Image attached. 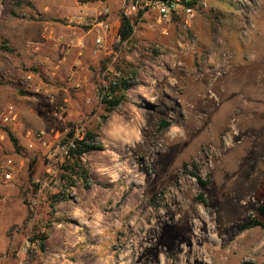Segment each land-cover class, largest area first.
Instances as JSON below:
<instances>
[{"label":"rangeland","instance_id":"obj_1","mask_svg":"<svg viewBox=\"0 0 264 264\" xmlns=\"http://www.w3.org/2000/svg\"><path fill=\"white\" fill-rule=\"evenodd\" d=\"M120 2L0 0V264H264V230H239L264 201V0H206L189 26L131 16L128 40L118 26L106 49L90 47L89 104L40 103L35 88L82 76L76 37L94 42L104 8L120 25ZM83 6L92 18L78 19ZM114 80L129 89L102 123L95 93ZM9 107L16 119L3 122ZM76 128L104 150L52 184L26 134L51 144ZM25 241L34 248L19 255Z\"/></svg>","mask_w":264,"mask_h":264},{"label":"built area","instance_id":"obj_2","mask_svg":"<svg viewBox=\"0 0 264 264\" xmlns=\"http://www.w3.org/2000/svg\"><path fill=\"white\" fill-rule=\"evenodd\" d=\"M192 4V5H190ZM206 6V0H121L119 6V15L121 18H131V16H138V13L146 15L148 13L155 14V21L157 25H168L173 19L181 20L186 26L195 16V12L201 11ZM141 17H139L140 19ZM82 19L81 16L78 17ZM73 19H69L68 23L71 24ZM92 26L97 30L98 34L93 42V55H97L103 47V38L101 34H108L113 29L110 21V12L108 8H104L99 11L94 18H92ZM120 39L119 34L116 36V41ZM31 79L30 76L27 77ZM116 81H112L114 86ZM109 86L98 88L95 93V99L101 101L104 95H108ZM88 103V102H86ZM59 111V109H57ZM58 113V112H57ZM57 113L54 114L57 117ZM16 116L13 112V108L9 107L6 110V114L3 116V122H14ZM71 136H65L60 141L48 144L44 140L43 132H28L27 137H31L40 148L46 150L47 167L45 173L52 184H56L58 178V172L56 166H62L67 162H71L69 152L75 148L76 142L81 141L84 135L82 128H76L70 130ZM69 131V132H70ZM68 132V133H69ZM32 144L29 145V148ZM5 179H9V174L4 175ZM34 204V202H33ZM31 248H34L33 244L29 241H25L19 255H25Z\"/></svg>","mask_w":264,"mask_h":264},{"label":"trees","instance_id":"obj_3","mask_svg":"<svg viewBox=\"0 0 264 264\" xmlns=\"http://www.w3.org/2000/svg\"><path fill=\"white\" fill-rule=\"evenodd\" d=\"M197 1V0H195ZM192 5V4H190ZM142 13H138V18L141 17ZM136 23V20H133L131 18H121L120 19V25L118 34L120 37V40L122 42L129 39L133 32L134 24ZM4 51H9V48H3ZM129 89L128 85L123 81H116L115 85L109 84V93L108 95H104L101 100V106L103 109V115L101 116V122L105 123V121L108 119L109 115L115 111L119 105L125 100V93ZM159 124L162 130H166L169 125L163 120L159 119ZM100 127H96L98 130ZM67 137L71 136V131L66 134ZM10 141L12 142V145L15 149H17V142L15 139H13L11 136H9ZM97 135L93 131H87L84 133L82 140L77 141L75 148L69 152L71 157V162H67L66 166H63L61 169V172L58 174L57 181L60 183L64 182V179H66V176H68L71 173L76 174H86L85 170L83 169V165L81 164L80 160L83 157L84 154L95 152V151H103V145L101 143H98L97 141ZM31 169H32V163L29 164L28 170L29 175L31 176ZM194 179L196 180L197 184L200 187H205L206 183L201 181L198 177L194 176ZM35 188L38 189L37 186ZM201 199V195H199V200ZM256 199L261 200L264 199V181L261 183L260 189L256 192ZM252 228H259L264 230V201L261 202L257 208H256V218L252 220H247L244 223H242L239 226V230L244 231L247 229ZM41 240V238H38Z\"/></svg>","mask_w":264,"mask_h":264},{"label":"crops","instance_id":"obj_4","mask_svg":"<svg viewBox=\"0 0 264 264\" xmlns=\"http://www.w3.org/2000/svg\"><path fill=\"white\" fill-rule=\"evenodd\" d=\"M107 1H108L109 6L112 7L113 5H115L116 0H107ZM94 10L95 9L93 8L83 6L79 9V12H81L79 16H81L82 18L83 17L92 18L95 12ZM143 17H145L144 14L141 15L140 19H143ZM111 24L113 27L111 32H109L108 34H101V37L103 38V47H102L103 49H106V45L111 43L112 37H110L111 36L110 34L113 33L114 29L116 31L117 27L119 26L118 23L111 22ZM49 33H52V31H50ZM96 34H98L97 30H96ZM90 35L91 33L88 30V32L85 33L83 36L76 37L77 38L76 41H78V43L81 45V50L79 51V53H77V55H75L74 62L77 65L82 76L75 75L74 72L67 74L66 76H64V78H62V80H60V82L59 81L57 82V84H60V85L57 89L55 88L53 91L52 89H48V88L47 89L41 88V87L35 88L33 93L35 95H39V96L41 95L40 103L42 104L54 103L56 99L58 100L59 98H62L65 96L66 97L68 96L70 98L69 94L73 95L75 99L80 98V99L85 100V102H88L87 104H89L93 100V97H92L93 95L91 96L92 94L91 82H90L91 76H89V71L84 68L85 62L89 61L91 57L89 54V50L93 42H92V38H90L91 37ZM35 101L37 103L39 102V100H35Z\"/></svg>","mask_w":264,"mask_h":264},{"label":"bare ground","instance_id":"obj_5","mask_svg":"<svg viewBox=\"0 0 264 264\" xmlns=\"http://www.w3.org/2000/svg\"><path fill=\"white\" fill-rule=\"evenodd\" d=\"M82 224H84V225H86V223L85 222H81ZM186 252V251H185Z\"/></svg>","mask_w":264,"mask_h":264}]
</instances>
